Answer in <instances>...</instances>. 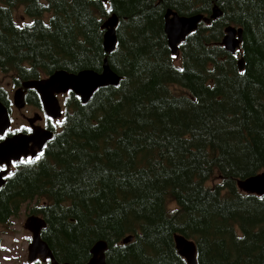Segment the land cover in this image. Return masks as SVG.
<instances>
[{
  "label": "trees",
  "instance_id": "obj_1",
  "mask_svg": "<svg viewBox=\"0 0 264 264\" xmlns=\"http://www.w3.org/2000/svg\"><path fill=\"white\" fill-rule=\"evenodd\" d=\"M215 6L222 17L173 56L167 11L210 17ZM113 14L118 45L107 57L102 26ZM230 25L244 32L235 55L221 45ZM105 58L119 86L88 104L69 93L63 118L46 117L54 136L6 177L0 225L23 207L41 216L59 263L87 264L104 240L107 264H187L179 234L196 243L197 264H264V196L237 187L264 172V0H0V68L15 87L58 70L101 72ZM0 100L11 112L3 88ZM26 100L43 110L35 90Z\"/></svg>",
  "mask_w": 264,
  "mask_h": 264
},
{
  "label": "water",
  "instance_id": "obj_2",
  "mask_svg": "<svg viewBox=\"0 0 264 264\" xmlns=\"http://www.w3.org/2000/svg\"><path fill=\"white\" fill-rule=\"evenodd\" d=\"M100 1L104 4L109 3V0ZM222 15L218 6L214 7L210 17H205L202 14L181 16L172 10H168L165 16V34L172 55L179 57L180 45L186 41L188 36L198 30L201 22L209 25L212 21L220 19ZM118 25L119 18L113 14L106 19L102 26L105 31L103 48L107 57L117 48ZM243 33L242 28L228 26L221 42L222 47L230 54H237L241 50ZM239 66L240 71H244L243 59L239 61ZM120 82L121 77L111 69L108 58H105L101 72L90 69L79 73L58 70L48 78L24 81L14 92L12 102L18 111L24 110L27 107V91L35 90L40 96L45 115L52 120H61L64 116V108L59 99L60 96L74 93L83 104H88L99 89L117 87ZM42 120L43 116L37 113L27 119L31 129L30 134L17 131L8 135V131L12 127V117L8 107L0 100V137H3V140L0 141V166L5 167L0 171V189L5 185L6 177L11 172L14 163L28 158L35 159L53 138V131L39 124ZM237 187L245 194L263 197L264 172L246 179H238ZM46 227L47 223L41 216L31 215L26 220L24 228L32 235L28 247V262L36 264L40 260L42 262L50 261V264H71L56 261L49 245L42 238V233ZM122 242L124 245L132 243L133 236L126 237ZM175 245L178 254L187 264H197V247L193 240L177 234L175 235ZM107 251L108 243L104 240L98 241L91 249V259L87 264H107Z\"/></svg>",
  "mask_w": 264,
  "mask_h": 264
},
{
  "label": "rangeland",
  "instance_id": "obj_3",
  "mask_svg": "<svg viewBox=\"0 0 264 264\" xmlns=\"http://www.w3.org/2000/svg\"><path fill=\"white\" fill-rule=\"evenodd\" d=\"M14 12L19 23L30 21L25 16L23 7L16 8ZM14 77L15 74L5 73L0 68V88L5 89L10 94L11 101L14 92L19 88L15 87ZM171 90L176 95L186 94L185 90L180 86H173ZM65 97H59L62 105ZM10 108L13 119L11 131L26 129L29 126L27 118H31L37 113L45 117L43 110L33 106H27L24 110L18 111L12 102ZM39 124L42 125V123ZM28 217H30V212L27 207H23L21 213L11 219L8 225H0V264H31L28 262V247L31 243L32 235L24 228Z\"/></svg>",
  "mask_w": 264,
  "mask_h": 264
},
{
  "label": "flooded vegetation",
  "instance_id": "obj_4",
  "mask_svg": "<svg viewBox=\"0 0 264 264\" xmlns=\"http://www.w3.org/2000/svg\"><path fill=\"white\" fill-rule=\"evenodd\" d=\"M28 119V118H27ZM45 120H46V116L44 117L43 116V120H42V122H40V123H42V126L43 127H45L46 128V124H45ZM43 123H44V125H43ZM27 132H26V134H30L31 133V129L29 128V126L25 129ZM22 131V130H21ZM23 132V131H22ZM14 164H13V166H12V169L14 168ZM36 264H50V261H47V262H42V261H38V262H36Z\"/></svg>",
  "mask_w": 264,
  "mask_h": 264
},
{
  "label": "crops",
  "instance_id": "obj_5",
  "mask_svg": "<svg viewBox=\"0 0 264 264\" xmlns=\"http://www.w3.org/2000/svg\"><path fill=\"white\" fill-rule=\"evenodd\" d=\"M221 10V9H220ZM173 11V10H172ZM177 13V12H176ZM223 14V13H222ZM231 26V25H230ZM233 26V25H232ZM236 27V26H235ZM225 36V35H224ZM187 263V262H186Z\"/></svg>",
  "mask_w": 264,
  "mask_h": 264
},
{
  "label": "snow or ice",
  "instance_id": "obj_6",
  "mask_svg": "<svg viewBox=\"0 0 264 264\" xmlns=\"http://www.w3.org/2000/svg\"><path fill=\"white\" fill-rule=\"evenodd\" d=\"M42 155V154H41ZM38 159H39V157H38Z\"/></svg>",
  "mask_w": 264,
  "mask_h": 264
}]
</instances>
